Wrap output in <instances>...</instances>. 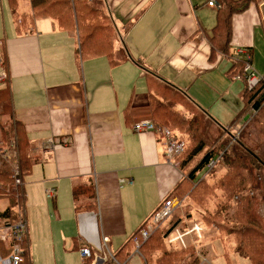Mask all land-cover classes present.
<instances>
[{
    "label": "crops",
    "instance_id": "1",
    "mask_svg": "<svg viewBox=\"0 0 264 264\" xmlns=\"http://www.w3.org/2000/svg\"><path fill=\"white\" fill-rule=\"evenodd\" d=\"M17 1L13 12L9 0H0V52L8 73L1 88L9 89L14 121L34 156L23 177L29 231L24 264H57L60 231L72 236L64 239L61 263H105L103 254L126 247L184 179L158 132L134 130L137 121H154L151 97L159 80L220 127L222 115L211 113L218 100L232 107L225 117L235 114L231 125L246 121L247 82L235 79L243 67L238 49L252 50L253 66L264 76V0H249L230 17L228 44L219 43V0L214 6L212 0H101L117 31V51L126 54L117 64L105 55H83L79 35L51 18L32 17L30 0L25 7ZM90 178L93 198L82 204L91 200L93 206L78 209L74 188ZM200 228V264H235L223 241ZM83 247L91 257L82 256ZM67 255H75L74 263ZM135 255L148 264L138 247L126 264Z\"/></svg>",
    "mask_w": 264,
    "mask_h": 264
},
{
    "label": "trees",
    "instance_id": "2",
    "mask_svg": "<svg viewBox=\"0 0 264 264\" xmlns=\"http://www.w3.org/2000/svg\"><path fill=\"white\" fill-rule=\"evenodd\" d=\"M30 2L32 17L51 18L57 22L59 29L79 35L80 50L83 55H105L111 64H117L126 58L125 53L123 59L115 57L117 31L111 18L102 7L104 5L101 0H30ZM219 2L218 4L222 8L220 18L224 25L223 32L219 36V43L228 44L229 28L227 21L236 12L245 10L249 0H219ZM9 4L12 11L16 12L18 1L9 0ZM216 41L218 42V37ZM159 82V93L155 92L151 97L152 116L157 125L168 126L173 133L186 142L184 152L177 157L180 170L185 172L183 168L204 151L208 142L211 144L206 127L200 118L201 113L206 114L173 85L165 81L159 80ZM244 98L247 99L248 103H252L253 110L258 111V118H264V82L254 88L247 85ZM181 106L188 110L191 114L190 118L177 111L176 107ZM208 119L213 121L211 117ZM182 125H186V130L182 129ZM178 128L184 134L190 130V137H185ZM13 135L17 138L20 165L24 177L31 170L34 156L31 153L30 144L24 137L21 125L14 121L9 89L8 87H0V138L8 140ZM236 137L235 132H230L229 139L226 138L223 143L221 141L219 147L216 145L214 148L205 151L198 159L197 166L168 197L172 198L179 191L185 192V190L191 189L193 178L197 172L207 167L212 161L214 162L213 166L207 169V175L208 173L211 174L218 166L223 165L226 168V173L218 179L217 188L223 191L225 200L220 210L217 209L216 213L209 219L207 218L208 215L205 214L207 216L205 219L207 222L209 220L214 222L215 226L218 225V230L221 228L220 230L224 235H215L212 238L222 241H225L223 240L225 238L230 239L237 244V253L241 257L248 259L251 264H264V218L258 212L260 201L259 196L257 197V190L263 184L264 154L258 155L248 145L241 142L242 134L239 140H236ZM190 139L194 144L191 149ZM12 181L13 175L10 170L5 166L0 168V199L3 197L8 199L6 208L0 210V216L14 221L17 219L16 205L19 191L14 192L13 189L9 188ZM200 184H202L207 195L206 179L198 181L193 190L197 189L196 191L204 195V191L199 190ZM93 194L94 182L91 178L85 184L75 186L74 199L77 208L93 206L91 200H88V204H82L83 199H91ZM174 232V228L169 227L164 230L160 225H156L151 235L144 240L139 230L132 236L126 247L114 253L115 260L108 259L104 264H126L127 259L137 248L136 241L139 242V251L148 264H200L201 256H204L205 253L204 250L200 249L199 255L188 254L185 248L174 245L175 243L169 245L168 240L174 235ZM193 232L198 233L196 230ZM241 243L242 246H240L246 254L241 253V248L238 246ZM3 247V243H0V251H3ZM228 264L233 263L229 261Z\"/></svg>",
    "mask_w": 264,
    "mask_h": 264
},
{
    "label": "rangeland",
    "instance_id": "3",
    "mask_svg": "<svg viewBox=\"0 0 264 264\" xmlns=\"http://www.w3.org/2000/svg\"><path fill=\"white\" fill-rule=\"evenodd\" d=\"M27 6V1L26 0H21L20 7H25ZM104 7V6H102ZM115 57L117 59L119 58H124V50L121 49L116 52ZM241 85V84H240ZM243 89V86H242ZM246 99V98H245ZM243 101V100H242ZM240 100L241 103V109L243 108L244 103ZM247 102V99H246ZM250 113L247 114V120L245 121L246 117L243 118V120L240 122L238 126L231 125V121L234 119L235 114L233 117L225 118L227 112L230 114L232 113V107L230 106L229 103H221L219 100L216 101L215 104V109L211 110V113L215 114V112L218 115H222V122L225 125L224 127L218 126L215 122L211 121L208 119L206 115H203L201 113L200 118L201 122L205 125L206 127V132L211 140V144L208 142L207 145L204 149V151L199 154L192 162L188 164V166H185L183 169L185 172H183L184 178L189 175L191 170L197 166L199 163L198 159L202 156L205 151L208 149L214 148L216 145H220V142H224L226 138L229 139V134L230 132H235L237 137L236 140H239V137L242 134V137H240V141L243 142L244 144L248 145L252 151L257 153L258 155L264 154V118H258V111H255L252 109V103H248ZM177 111L180 113H184L183 115L185 117L190 118L191 114L188 112V110L185 108L181 107H176ZM241 109L239 112H241ZM247 111V110H246ZM200 113V112H198ZM230 114H228L230 116ZM245 121V122H244ZM244 122V123H243ZM230 123V124H229ZM167 126V125H166ZM190 126V125H189ZM168 127V126H167ZM182 129L186 130V125H182ZM181 133L182 130L178 128ZM190 133V130L186 131L184 136L187 137ZM190 149L193 147V143L190 139ZM19 146L17 142V138L15 135H13L11 138L8 140L0 138V168L6 167L10 170V172L13 175V169L16 163L21 164V159H20V154H19ZM7 160H6V159ZM21 166V165H20ZM212 165H208L207 167L202 168L200 171L197 172L195 177L193 178V183H192V188L189 189L188 191H179L177 195H174L175 199V206L173 213L171 217L167 218L165 221L159 223L160 227H163L164 230L166 228H174L175 232L174 235L169 238L168 242L169 245L174 244L181 246L185 248L188 251V254H198L200 248H198V245L202 244L203 241L200 242L201 235L196 234L195 232H192V229L195 225H200V227L207 229L208 234H213V236H218V235H224L221 232V228L218 230L217 226H215L214 222L209 220L208 222L206 221V215H208V219L210 216H212L214 213H216L217 209L220 210L222 207V203L225 200V194L223 191L219 190L217 188V182L219 178H222L224 174L226 173V168L222 166H218L211 174L208 173L207 175V169L210 168ZM187 173V174H186ZM206 179V190L208 194L206 195L205 190H203L202 184H200V191H204V195H202L198 191H194L193 187H195L198 183V181ZM263 184L262 187L257 190V197L259 198L260 204L258 205V212L262 217L264 218V176H263ZM216 184V185H215ZM13 186V181L9 184V188ZM188 189V188H187ZM8 204V199L6 197H3L0 199V210H4ZM220 226V223H219ZM71 231V230H68ZM69 233V232H67ZM60 236L63 238V240H60ZM72 236H63V233L60 231L59 232V245L55 246V252H56V257H57V264H63L61 263L60 257H64L65 251H64V239L71 240ZM223 243L221 242V245L224 249H229L230 251V256L232 258H235V264H251L248 259H245L243 257H240V255L237 253V244L230 239H223ZM58 244V240H56ZM133 245V244H131ZM242 246V243L239 244L238 246ZM192 246V247H191ZM241 248V253L246 254L244 250ZM119 246L114 245L111 246L110 249L112 251L116 250ZM190 247V248H187ZM70 261L74 263V258L75 255H67ZM139 258L138 255H135L134 258L128 262V264H139L137 262V259ZM115 260V259H113ZM63 262V261H62ZM101 264H104L101 263Z\"/></svg>",
    "mask_w": 264,
    "mask_h": 264
},
{
    "label": "built area",
    "instance_id": "4",
    "mask_svg": "<svg viewBox=\"0 0 264 264\" xmlns=\"http://www.w3.org/2000/svg\"><path fill=\"white\" fill-rule=\"evenodd\" d=\"M209 5H217L215 0L209 2ZM1 44V43H0ZM238 54L243 60L242 72L235 75V79L244 78L250 88H254L261 82H264V76L260 75L253 66V53L250 48L238 49ZM8 78V73L3 69V57L0 52V87ZM134 130L136 132H158L164 138L166 153L171 158L179 157L185 150L186 142L177 134L173 133L168 127L157 125L152 120H140L135 122ZM214 162L212 161L210 165ZM13 189L18 192L17 219L14 221L0 216V243H3V251H0V264H24L29 258L28 249V222L25 213L24 205V178L20 163H16L13 169ZM49 190L48 194H51ZM20 198V200H19ZM175 199L166 197L159 209L154 213L152 220L147 222L144 227L140 229L141 237L146 240L153 232L156 225L166 220L171 216L174 210ZM192 230L201 231L200 225H195ZM137 247L140 244L137 241ZM96 247L101 249V244L96 243ZM82 256L91 257L92 251L89 247L81 249ZM95 257H99L96 255ZM103 259H115L112 254H103Z\"/></svg>",
    "mask_w": 264,
    "mask_h": 264
}]
</instances>
